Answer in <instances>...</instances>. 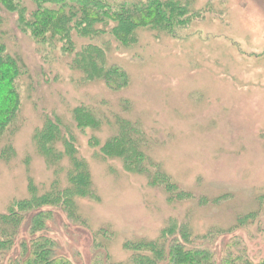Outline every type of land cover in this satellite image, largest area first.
Listing matches in <instances>:
<instances>
[{
	"label": "rangeland",
	"instance_id": "obj_1",
	"mask_svg": "<svg viewBox=\"0 0 264 264\" xmlns=\"http://www.w3.org/2000/svg\"><path fill=\"white\" fill-rule=\"evenodd\" d=\"M107 1L118 10L153 0ZM175 1L162 0L168 25L138 21L128 43L101 6L96 32L70 25L71 49L27 26L41 0H15L14 10L0 1V39L20 69L0 133V218L23 211L0 264L22 262L38 236L73 264H131L125 242L168 243L181 220L214 232L217 246L238 236L251 255L264 253V0ZM69 3L81 16V2ZM84 46L105 70L82 68ZM86 107L96 121L83 120ZM45 127L48 157L38 145ZM47 192L55 203L19 206Z\"/></svg>",
	"mask_w": 264,
	"mask_h": 264
},
{
	"label": "trees",
	"instance_id": "obj_2",
	"mask_svg": "<svg viewBox=\"0 0 264 264\" xmlns=\"http://www.w3.org/2000/svg\"><path fill=\"white\" fill-rule=\"evenodd\" d=\"M1 3L8 9L14 10L19 2L15 0H0ZM71 0H41L45 4H41L32 11L34 14L26 21L27 26L31 29L36 39L40 42L44 41H57L62 42L64 49L70 48L69 27L71 24H77L82 34L96 32L98 29L94 28V22L99 19L100 9L103 14H110L114 18V23L110 27L111 33L119 39L122 43H128L134 38V28L143 20L150 23V26L160 28L162 26L160 18L165 24L171 22V7H162V0H153L150 4L139 5V3L117 5L118 10H114L108 6L107 0H73L78 3L81 2V16L72 17L73 9H69L72 3ZM175 0H168V3L176 4ZM46 4L50 5L47 6ZM134 6V7H133ZM137 9L136 11H133ZM138 14L135 16L134 14ZM121 13V14H120ZM155 16H154V14ZM164 16H161V15ZM157 18V20H155ZM159 19V20H158ZM140 21V22H138ZM82 51L86 55V60L82 56L83 69L91 74H99L102 70V65L98 62L97 54L84 46ZM90 47V46H88ZM71 49V48H70ZM97 50V49H96ZM20 69L16 56L10 54L5 48V44L0 39V133L7 127L16 109L18 96L16 92V79L19 75ZM115 75L116 70H112ZM110 73V71H109ZM121 75V72H118ZM83 120L86 123L96 121L97 117L94 113L86 107L82 110ZM44 128V127H43ZM40 131L38 136V145L40 152L45 156H50V148H53L54 141L52 138L53 132L51 128L45 127ZM124 139V138H122ZM110 142L108 146L116 149L121 142ZM117 145V146H116ZM135 163L136 169L138 166V157L128 153V161ZM130 169V168H129ZM132 169V168H131ZM169 184V182H167ZM52 192H47L42 195H31L29 199L19 201L20 205L42 207L45 204L55 203L56 198L52 196ZM23 211L14 208L5 217L0 218V250L9 247L10 242L13 240L12 236L16 235L18 226H20V219ZM180 223L184 225L180 229V236L174 234L175 226H169L168 233L172 238L168 237V243L162 241L147 240L125 242L123 246L132 250L133 253L130 259L137 262L131 264H264V253H255L251 255L248 246L238 236H234L223 244L217 246L216 241L218 237L214 232L200 236L197 232L190 227L191 224L181 220ZM181 226V225H180ZM237 226V225H236ZM230 230V229H229ZM222 232H215V234H223ZM167 237V236H166ZM38 237L32 241L29 246L22 247V262L19 264H73L67 258L54 254L53 240L46 244L45 240H39ZM207 238V239H206ZM195 239V241H194ZM206 239V241H202ZM240 239V240H239ZM239 241H242L240 243ZM53 242V243H52ZM8 244V245H7ZM162 251L161 254L158 252ZM136 251V254L134 252ZM54 254V255H53ZM169 255V256H168ZM93 264H101L99 258L93 259Z\"/></svg>",
	"mask_w": 264,
	"mask_h": 264
}]
</instances>
